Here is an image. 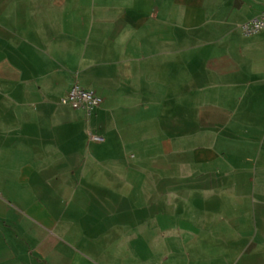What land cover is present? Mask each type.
<instances>
[{
  "label": "crops",
  "instance_id": "0c3cea01",
  "mask_svg": "<svg viewBox=\"0 0 264 264\" xmlns=\"http://www.w3.org/2000/svg\"><path fill=\"white\" fill-rule=\"evenodd\" d=\"M262 12L0 0V264H231L218 243L262 213L245 171L264 168V31L242 29ZM75 84L94 115L63 109Z\"/></svg>",
  "mask_w": 264,
  "mask_h": 264
},
{
  "label": "rangeland",
  "instance_id": "374dc122",
  "mask_svg": "<svg viewBox=\"0 0 264 264\" xmlns=\"http://www.w3.org/2000/svg\"><path fill=\"white\" fill-rule=\"evenodd\" d=\"M57 102L60 103V98L57 99ZM63 109L69 111L70 113L72 112L76 113L77 111V110L70 108L69 106L63 107ZM254 163L252 164V167L254 166ZM245 172L247 173V176L253 179L254 181L253 185H251V196L248 197V200L250 201L252 205V209L254 211L256 212L261 211L262 213L260 214V217L257 218V221L254 222L255 225L254 226L252 225L251 234L248 233V230H247L248 226L246 227V232L244 233L243 231L241 236H239V231L236 230L234 234V238H233L235 240H233L230 243H226V244L224 240H221L218 243L219 247H217V249L220 252L225 251L229 253L230 257L232 258L231 264L233 263L242 264L243 257L245 256L246 252L247 254H249L250 252V255H247V257L251 258V260L253 261L260 260V262L261 261L262 262L259 264H264V201H263L264 200V168L263 166H261V164H259L258 166L255 164V167L252 168V170L245 171ZM84 187H85L84 192L86 194L91 195L92 197H95L94 199L96 200L93 199L92 201L94 204L99 205V207H101V205H105L106 202L104 200V197L106 196V194L108 195L111 192L109 189H107V187H104V186H95V187L94 186H84ZM260 199L262 201H260ZM221 239H223V235H221ZM258 244L262 245L263 247L262 250L258 249L259 246H256ZM245 247L247 248L245 249ZM229 255H228V258H229Z\"/></svg>",
  "mask_w": 264,
  "mask_h": 264
},
{
  "label": "built area",
  "instance_id": "2783aa9c",
  "mask_svg": "<svg viewBox=\"0 0 264 264\" xmlns=\"http://www.w3.org/2000/svg\"><path fill=\"white\" fill-rule=\"evenodd\" d=\"M246 36H254L264 31V12L261 15L246 22L243 27ZM103 99L93 90L85 89L79 84L71 87L65 97L61 99V104L70 108L83 111L87 116H92L102 106ZM95 141H100L97 136H92Z\"/></svg>",
  "mask_w": 264,
  "mask_h": 264
},
{
  "label": "trees",
  "instance_id": "16d2710c",
  "mask_svg": "<svg viewBox=\"0 0 264 264\" xmlns=\"http://www.w3.org/2000/svg\"><path fill=\"white\" fill-rule=\"evenodd\" d=\"M98 110H99V109H98ZM98 110H97V111H98ZM97 111H96V112H97Z\"/></svg>",
  "mask_w": 264,
  "mask_h": 264
}]
</instances>
